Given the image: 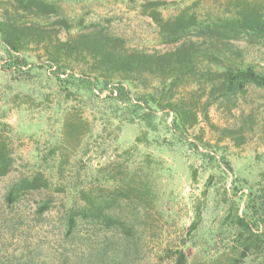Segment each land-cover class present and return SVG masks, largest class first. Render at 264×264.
I'll return each instance as SVG.
<instances>
[{"label": "rangeland", "instance_id": "obj_1", "mask_svg": "<svg viewBox=\"0 0 264 264\" xmlns=\"http://www.w3.org/2000/svg\"><path fill=\"white\" fill-rule=\"evenodd\" d=\"M53 1L77 25L61 31L63 39L98 31L119 48L154 52L174 46L160 39L148 1L160 2L168 18L185 8L202 17L222 12L230 0ZM42 21L54 31L53 18ZM235 43L264 71L262 44ZM13 54L0 43V141L14 162L0 179V264H173L180 249L187 264H264V247L239 223L244 218L258 234L249 205L264 201V87L213 102L209 121L199 111L195 124L177 132L168 108L155 110L151 125L115 98L120 75L106 86L81 82L95 80L90 58L73 63L76 81L68 84L59 79L68 70H57L43 46L15 53L27 59L23 68L11 66ZM158 82L148 75L124 84L137 100L162 95ZM174 91L202 109L206 97L195 83ZM34 173L49 179L48 188L8 205L9 185ZM45 200L51 208L40 214ZM90 201L115 221L84 218L68 236L67 211Z\"/></svg>", "mask_w": 264, "mask_h": 264}, {"label": "trees", "instance_id": "obj_2", "mask_svg": "<svg viewBox=\"0 0 264 264\" xmlns=\"http://www.w3.org/2000/svg\"><path fill=\"white\" fill-rule=\"evenodd\" d=\"M232 2L228 1L225 11L219 10L203 17L185 8L177 15L165 18L159 9L161 3L148 1L145 6L159 28L160 39L174 47L166 51L147 52L119 48L113 42L117 38L98 31L80 30L63 39L60 32H70L77 25L53 0H0V43L14 52L11 66L18 68L25 67L28 61L15 53L31 45L43 46L57 70H68L66 79L57 74L60 80L68 84L76 81L75 72L71 71L73 63L90 58L94 64L88 73L93 74L95 80L84 75L79 79L81 82L89 84V88L92 85L106 86L108 79L118 74L122 82L113 88L111 94L116 93L114 97L128 109L142 110V119L152 125L155 110L168 108L169 113L173 114L170 127L177 132L186 131L187 125L197 122L199 111L204 119L210 120L208 108L213 102L236 98L247 92L250 85L264 87V71L247 62L243 49L235 43L246 40L264 46V0H235L234 8L229 5ZM23 15L30 16L31 21L21 20ZM47 18L54 19V31L43 23L42 20ZM148 75L158 77V91L163 96L156 98L150 95L136 100L124 82L134 84L136 79ZM183 83H195L196 91L202 90V96L206 97L202 109H191L177 96L174 89ZM13 166V156L7 144L0 141V179L10 174ZM49 183V179L40 173L22 176L9 185L5 201L8 205H14L26 195L48 188ZM252 201L249 207L258 214V234L252 231L250 223L244 218L239 217V223L256 236L258 243L264 247V201ZM93 204L90 201L86 206L70 207L66 215L68 236L76 232L79 220L84 218L91 217L95 221L102 215L106 221H115L104 207ZM50 208V201L45 200L39 205L38 212L44 214ZM173 264H187L183 249L177 251Z\"/></svg>", "mask_w": 264, "mask_h": 264}]
</instances>
